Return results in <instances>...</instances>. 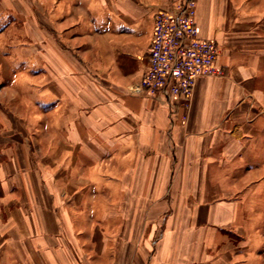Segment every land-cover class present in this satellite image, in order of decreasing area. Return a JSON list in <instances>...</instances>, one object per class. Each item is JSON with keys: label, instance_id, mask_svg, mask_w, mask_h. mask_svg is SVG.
<instances>
[{"label": "crops", "instance_id": "crops-1", "mask_svg": "<svg viewBox=\"0 0 264 264\" xmlns=\"http://www.w3.org/2000/svg\"><path fill=\"white\" fill-rule=\"evenodd\" d=\"M221 76L136 92L169 0H0V264H264V0H195Z\"/></svg>", "mask_w": 264, "mask_h": 264}, {"label": "built area", "instance_id": "built-area-1", "mask_svg": "<svg viewBox=\"0 0 264 264\" xmlns=\"http://www.w3.org/2000/svg\"><path fill=\"white\" fill-rule=\"evenodd\" d=\"M195 14V0H169L156 10L147 67L135 90L163 99L170 117L184 109L183 121L188 119L196 80L224 74L217 65L219 47L199 36Z\"/></svg>", "mask_w": 264, "mask_h": 264}]
</instances>
